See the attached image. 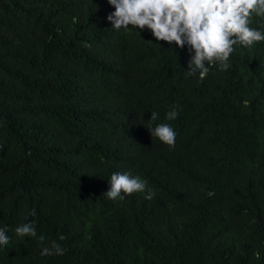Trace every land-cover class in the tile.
I'll return each instance as SVG.
<instances>
[{
  "label": "trees",
  "instance_id": "trees-1",
  "mask_svg": "<svg viewBox=\"0 0 264 264\" xmlns=\"http://www.w3.org/2000/svg\"><path fill=\"white\" fill-rule=\"evenodd\" d=\"M113 10L0 0V264H264V43L196 80L186 49L111 29ZM173 102L169 148L147 120ZM113 171L155 195L108 199ZM33 208L63 256L14 236Z\"/></svg>",
  "mask_w": 264,
  "mask_h": 264
},
{
  "label": "clouds",
  "instance_id": "clouds-1",
  "mask_svg": "<svg viewBox=\"0 0 264 264\" xmlns=\"http://www.w3.org/2000/svg\"><path fill=\"white\" fill-rule=\"evenodd\" d=\"M114 9L107 15L111 29L134 30L140 34L148 30L155 44L167 42L168 47L188 52L186 77L196 80L206 78L210 72L227 71L232 66V57L239 49H253L264 43V0H107ZM162 46V45H161ZM215 66V69L214 67ZM179 115V106L173 102L165 112V122L158 121L159 114L150 112L149 131L169 148L176 144L177 132L167 121ZM109 190L104 194L113 201H123L132 194H143L152 199L155 190L140 175L129 171H113L108 179ZM211 197L214 191L208 190ZM33 208L13 229L14 236L28 242L35 240L41 257L63 256L67 248L57 239L48 240L37 232ZM8 234V225H0V250L13 240ZM65 239L63 234L58 240Z\"/></svg>",
  "mask_w": 264,
  "mask_h": 264
}]
</instances>
